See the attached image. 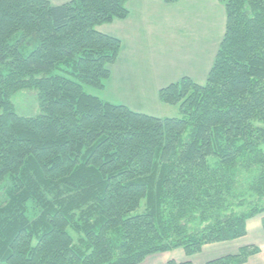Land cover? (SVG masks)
Returning a JSON list of instances; mask_svg holds the SVG:
<instances>
[{
  "label": "trees",
  "instance_id": "trees-1",
  "mask_svg": "<svg viewBox=\"0 0 264 264\" xmlns=\"http://www.w3.org/2000/svg\"><path fill=\"white\" fill-rule=\"evenodd\" d=\"M127 1L0 0V264L190 258L264 214V0H218L225 28L204 85L158 93L180 118L85 90L106 87L121 42L96 28L126 19ZM26 90L35 116L12 100Z\"/></svg>",
  "mask_w": 264,
  "mask_h": 264
},
{
  "label": "crops",
  "instance_id": "crops-1",
  "mask_svg": "<svg viewBox=\"0 0 264 264\" xmlns=\"http://www.w3.org/2000/svg\"><path fill=\"white\" fill-rule=\"evenodd\" d=\"M69 1L51 0L54 5ZM184 1L166 4L161 0H128L126 19L115 20L98 27L101 33L115 37L121 42L120 52L110 67V78L102 91L105 92L108 88L112 90V95L105 99L106 101L112 102L111 97H114L117 104L143 113L148 109L139 106L132 108L131 105L149 98L158 101L161 89L182 78H190L197 84L205 83L223 35L219 41L217 40L215 49L208 46L211 42L209 35L201 31L200 42L193 38L194 42L183 47L180 53L179 46L172 47L169 37L170 26L177 25L180 18H172L171 13L176 11L175 6ZM198 35L193 33V37L199 38ZM171 51L175 52L176 58L171 56ZM151 111L153 110L149 109V112L144 113L157 117L154 114L156 112L150 113ZM263 220L264 214L249 219L246 222L244 237L232 242L206 245L199 254L190 258L186 257L183 250L177 249L150 255L141 264H168L170 261L206 264L211 260L235 256L244 247H255L260 251L249 257L245 264H264Z\"/></svg>",
  "mask_w": 264,
  "mask_h": 264
},
{
  "label": "rangeland",
  "instance_id": "rangeland-1",
  "mask_svg": "<svg viewBox=\"0 0 264 264\" xmlns=\"http://www.w3.org/2000/svg\"><path fill=\"white\" fill-rule=\"evenodd\" d=\"M174 9L176 11H173L171 13V16L172 18L179 17L180 21L177 25L170 26L171 33L169 37L170 45H172V47L179 46L180 53L183 47H187L189 43L194 42L193 38H195L196 42H200V34L201 32H203L205 35H209L211 39V42L208 44V46L215 49V46L220 40L219 38H221V36L223 35V30L225 28L224 6L218 0H185L183 3L175 6ZM174 28H177V30L175 31ZM96 30L98 31V27L96 28ZM193 33L199 34V38H197V36L193 37ZM165 40H167V37ZM171 56L173 58H176L175 52L171 51ZM199 85H204V83H201ZM85 90L90 94L98 96L102 100L109 99V96L112 95V90H110L109 88L105 92L91 87H85ZM35 96L36 95L32 90H26L17 93L13 97L12 100L15 104L18 114L23 116H35L38 114L39 109ZM111 100L114 104H117V101L116 99H114V97H111ZM133 102L136 103V101ZM131 106L132 108H136L135 106H139L148 109L144 112H149V109H151L153 111H151L150 113L156 112L154 114L160 118L182 117V114L180 113L177 106L165 105L159 100L154 101L150 98L144 99V101H139V103L133 104ZM144 112L142 114H145ZM4 200L5 197L3 191H1L0 203L4 202Z\"/></svg>",
  "mask_w": 264,
  "mask_h": 264
}]
</instances>
